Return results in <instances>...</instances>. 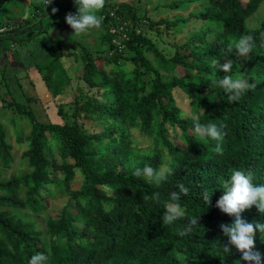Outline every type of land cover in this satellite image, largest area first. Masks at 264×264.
<instances>
[{
    "label": "trees",
    "instance_id": "obj_1",
    "mask_svg": "<svg viewBox=\"0 0 264 264\" xmlns=\"http://www.w3.org/2000/svg\"><path fill=\"white\" fill-rule=\"evenodd\" d=\"M66 1L70 0L62 4ZM262 2L173 0L166 5L173 11L186 4L201 7L174 21L154 22L151 11L144 13L150 31L164 26V32H157L160 37L181 22L196 19L203 24L172 54L142 33L137 6L120 4L112 17L106 13L99 29V56L82 50V79L96 89V95L86 96L80 90L74 107L59 104L57 114L63 124L42 122L30 107L9 102L10 108L26 116L31 132L24 139L18 119L17 143L28 142L20 158L25 169L6 176L14 158L6 130H0V264H29L37 253L48 255V264H249L234 246L231 252L223 251L227 237L220 225L233 223L234 217L222 213L216 203L224 194L223 182L234 170L251 172L254 184H264V47L260 46L264 19L258 28L247 24ZM46 10L37 5L34 26L43 23ZM25 24L24 20L0 23V29L7 28L0 33V53L20 33L28 32ZM50 28L42 27L38 38ZM246 34L255 37L253 51L247 56L235 50L229 53V44ZM105 43L110 55H103ZM131 53L136 67L127 72L117 61L127 60ZM42 56L37 68L58 98L67 88L60 62L64 55L51 51ZM104 56L108 65L115 63L110 70L97 64ZM213 58L221 65L232 62L228 73L216 70L217 79L239 75L251 83L238 102H230L223 89L209 86L208 78L215 74L209 67ZM179 69L181 77L176 73ZM150 73L154 78L148 88L141 76ZM178 91L190 102L186 110L178 104ZM8 114L17 117L14 110ZM197 116L202 124L227 125L223 154L214 151L215 141L205 143L193 133ZM89 125L99 129L93 131ZM54 151L63 158L62 164L47 156ZM145 165L162 169L166 179L156 185L133 175L136 167ZM77 170L83 175L81 184ZM180 183L189 189L179 201L185 216L171 226L163 225V203L173 202L171 194L179 192ZM204 191L212 195L211 206L203 201ZM157 192L159 204L151 198ZM59 196L68 200L57 213H50L51 201ZM242 216L264 224V214L254 206ZM193 219L197 223L191 233L180 237L177 227ZM256 248L264 256V234L259 232Z\"/></svg>",
    "mask_w": 264,
    "mask_h": 264
},
{
    "label": "rangeland",
    "instance_id": "obj_2",
    "mask_svg": "<svg viewBox=\"0 0 264 264\" xmlns=\"http://www.w3.org/2000/svg\"><path fill=\"white\" fill-rule=\"evenodd\" d=\"M21 1V0H13ZM55 0H52V3ZM173 0H106L105 3V12L102 14V11L99 15L103 16V20L106 15L109 14L111 17L114 15L115 7L120 4H128L129 6H137V11L142 18L144 13L151 11L152 21L168 20L174 21L182 18H188L190 13L199 11L200 6H195L186 4L182 6L178 11H173L168 9L166 5L170 4ZM63 2V1H62ZM7 3V0H0V22H3V16H7L9 21L15 22L21 18L26 22L25 26L28 25L30 29L24 31V40L22 37H19L17 41H24L23 44H15L14 47L9 45V47L0 53V130H6L7 139L12 145V155L14 158V164L9 170L5 171V175L9 176L11 174H20L21 171L25 169L26 162L21 163V155L28 149V142L24 141L22 144L17 143L16 137V124L19 121L18 131L22 134L25 139L30 135V128L28 126V119L25 115L20 116L16 109L10 108L8 105L9 102L14 101L20 104L25 105V107H30L34 110L37 118L42 122H53L55 124H63V118L57 114L58 105L62 103H72V107L75 106L74 98L79 95L80 90L86 96L96 95V89L91 88L87 82H85L83 77V59H82V50L89 49L94 51V53L99 56V29L92 30L89 34L84 36L75 37L73 30L66 24L65 16L69 13H75V0L66 1L64 4L55 3L48 6V10L45 12V16L41 19L44 20L43 23L39 26L32 25L36 22L38 14H34V11L37 10V5H41L40 0H22V10L9 8L7 11H2V7ZM71 7V9H69ZM53 9H56L53 12ZM69 9V10H68ZM5 11V12H4ZM107 13V14H106ZM30 19L31 22H30ZM264 19V0L260 4L258 10L247 20L249 28H258L261 24V21ZM56 22V25L52 26ZM142 24L144 29L142 33L149 37L158 48L163 50L166 54H172L174 52V47L176 45L185 43L190 37L197 34L199 29L202 27V23L196 19H191L186 23H180L176 28L169 30L162 34V37L157 35V32L160 34L165 31L164 26L158 25L152 31L148 29V22L142 18ZM51 26L49 33L43 34L38 38V32L42 27ZM24 27L21 25L20 28ZM31 35V36H29ZM74 45L72 43L73 38ZM101 39V38H100ZM103 55L109 54L108 43H105L101 47ZM55 51L57 54L63 53L64 57L60 58L62 68L65 71V82L67 83V88L63 95L58 98L52 96V92L48 90L45 82L42 79V73L37 68V64H42L41 60L44 59L42 54L48 56L49 52ZM72 53L71 56L66 54ZM9 55V56H8ZM146 55L153 59V54L146 52ZM134 56V53L129 54L127 60L118 59L117 64L122 67L124 71L131 72L135 69V63L131 60ZM97 64L110 70L115 66V63L108 65L106 63V56ZM142 71L144 69L142 68ZM177 76L181 77V69L176 71ZM153 74L141 76L142 81L147 84V87L150 88ZM98 79V78H97ZM249 85L251 83H248ZM176 98L179 106L186 110L189 108V101L187 96L182 92L178 91ZM14 110L16 116L9 117L8 111ZM89 128L93 131H97L99 128L94 125H89ZM47 156L52 160L56 161L59 164L63 163V158L59 155L58 151L52 153H47ZM69 163H72L69 161ZM78 184H81L83 181V175L78 172ZM68 197L59 196L51 201L53 209L49 210L50 213H57L64 205ZM47 214V213H46ZM45 217V216H44Z\"/></svg>",
    "mask_w": 264,
    "mask_h": 264
},
{
    "label": "clouds",
    "instance_id": "obj_3",
    "mask_svg": "<svg viewBox=\"0 0 264 264\" xmlns=\"http://www.w3.org/2000/svg\"><path fill=\"white\" fill-rule=\"evenodd\" d=\"M40 3L48 8L52 4V0H40ZM106 0H75V13L69 12L65 16V21L73 30L74 36H84L89 34L94 29H100L103 24V16L99 13L103 10ZM56 9H53L55 12ZM261 47H264V37L261 38ZM256 47L255 37L251 34L242 35L237 40L231 42L227 51L235 53L239 56L249 55ZM209 67L214 70V75L209 76V86L219 87L228 95L230 102H238L243 94L249 89V84L241 76L235 77L225 75L223 78L216 76V70L219 69L228 73L232 68V62L226 61L220 64V61L213 58ZM254 86V85H253ZM227 125H217L215 122L202 124L199 117H193V133L205 143L208 140L216 142L215 152L223 154L222 144L227 135L225 129ZM133 175L138 178H145L151 183L159 185L161 181L166 179L163 170L153 168L151 165H145L142 169L136 167ZM179 192H172L171 201L164 202L165 209L162 216L163 225H173L178 220L185 216V209L179 201L182 196H188L189 189L183 183L178 184ZM224 194L216 203V207L222 213L230 217H234V222L231 224L220 225V228L227 242L223 245L224 252H231V246H234L240 253L242 259L248 261L249 264H264V256L256 248L257 232L264 234V224L257 222H248L242 216L246 210H250L253 206L264 214V184H254L253 175L251 172L242 170H234L228 180L223 182ZM203 201L208 206H211L212 195L207 191L202 193ZM156 203H161L160 194L154 193L151 197ZM148 199V197H144ZM197 223V220H191L186 226H178L177 234L180 237L188 235L192 231V226ZM49 256L43 253H37L31 257L29 264H48Z\"/></svg>",
    "mask_w": 264,
    "mask_h": 264
},
{
    "label": "crops",
    "instance_id": "obj_4",
    "mask_svg": "<svg viewBox=\"0 0 264 264\" xmlns=\"http://www.w3.org/2000/svg\"><path fill=\"white\" fill-rule=\"evenodd\" d=\"M62 1L63 0H58V3H62ZM22 5H23L22 4V0L21 1H15V2L13 0H7V3L2 7V11L4 10V8H5V11H7V9L9 10V8H14V9H17V10L21 9L22 10ZM0 14L2 15L3 13L0 12ZM3 17H4L3 18V22H0L1 24L8 21V19L5 18L7 16H3ZM18 20H21V18H19Z\"/></svg>",
    "mask_w": 264,
    "mask_h": 264
},
{
    "label": "flooded vegetation",
    "instance_id": "obj_5",
    "mask_svg": "<svg viewBox=\"0 0 264 264\" xmlns=\"http://www.w3.org/2000/svg\"><path fill=\"white\" fill-rule=\"evenodd\" d=\"M34 12H35V11H34ZM44 16H45V15H44ZM44 16H43V17H44ZM38 25H39V24H38ZM38 25H37V26H38ZM33 27H34V25H32V28H33ZM24 34H25V32H22V33H20L19 36L15 37V38L13 39V43L11 44V46L14 47L15 44L21 45V42H22V41H19V42H18L17 39H18L19 37H22V40H24V39H25V38H24ZM29 36H31V35H29Z\"/></svg>",
    "mask_w": 264,
    "mask_h": 264
},
{
    "label": "built area",
    "instance_id": "obj_6",
    "mask_svg": "<svg viewBox=\"0 0 264 264\" xmlns=\"http://www.w3.org/2000/svg\"><path fill=\"white\" fill-rule=\"evenodd\" d=\"M9 29H14V28H13V27H11V28H9ZM6 30H7V28H5V27H4V28H2V29H0V33H1V32H4V31H6ZM112 32H113V31H112Z\"/></svg>",
    "mask_w": 264,
    "mask_h": 264
}]
</instances>
